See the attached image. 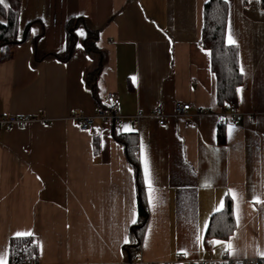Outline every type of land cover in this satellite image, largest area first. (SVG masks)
I'll list each match as a JSON object with an SVG mask.
<instances>
[{
    "label": "crops",
    "instance_id": "1",
    "mask_svg": "<svg viewBox=\"0 0 264 264\" xmlns=\"http://www.w3.org/2000/svg\"><path fill=\"white\" fill-rule=\"evenodd\" d=\"M225 1L226 42L238 49L244 79L235 108L219 106L202 45L208 0H22L18 38L30 25L29 38L0 62V116L45 122L0 134V258L7 264L12 242L24 237L38 239L40 264L131 262L136 173L112 123L96 120L83 131L72 120L93 116L112 93L124 117L120 134L138 139L149 216L136 256L146 264L264 259V9L260 0ZM71 20L77 42L70 56ZM92 34L98 52L86 50ZM159 102L166 126L151 116ZM176 103L191 104L187 120L173 117ZM233 112L237 123L222 125L221 114ZM228 196L236 229L226 240H207Z\"/></svg>",
    "mask_w": 264,
    "mask_h": 264
},
{
    "label": "trees",
    "instance_id": "2",
    "mask_svg": "<svg viewBox=\"0 0 264 264\" xmlns=\"http://www.w3.org/2000/svg\"><path fill=\"white\" fill-rule=\"evenodd\" d=\"M261 6L264 9V0ZM247 4L248 0H243ZM22 9V0H10L7 8L0 4V13L4 16L6 23H0V62L10 60L13 56L14 46L25 42L29 38V27L22 39L18 38L19 18ZM228 22V6L225 0H208L204 5V24L202 29V45L204 49L211 53V69L216 75L218 90L217 100L220 107H236L238 103L239 90L244 83L243 75L240 71L239 52L236 46L226 42V28ZM73 20L68 23V52L71 56L77 42L76 35L71 32ZM97 35L92 34L85 41L88 52H98L96 47ZM101 69H98L90 78V86L96 91L97 78ZM224 127L218 133L219 145L226 143ZM116 139L124 145L126 156L136 173L137 188L139 193L138 219L130 228V241L126 249L133 261L139 253L146 225L148 222V211L143 198L141 184L139 152L137 134H117ZM98 149V139L95 138V151ZM233 200L228 196L224 209L212 216L208 228L206 239L226 240L236 229L234 219ZM258 264H264V259H259Z\"/></svg>",
    "mask_w": 264,
    "mask_h": 264
},
{
    "label": "built area",
    "instance_id": "3",
    "mask_svg": "<svg viewBox=\"0 0 264 264\" xmlns=\"http://www.w3.org/2000/svg\"><path fill=\"white\" fill-rule=\"evenodd\" d=\"M191 109L190 103H176L174 107L173 117L187 120ZM226 121L223 124H236L238 121V113L221 114ZM160 126H166L168 115L165 113L163 102H159L151 113ZM144 117L142 112H139L137 119ZM72 120L83 130L90 131L93 129L96 120L103 122H110L114 126L117 134H120L123 128L124 117L120 114V100L116 94H109L106 97V102L97 108L93 116H86L83 114H74ZM36 122H45V119L36 118L33 116H14L1 115L0 116V134L4 130L13 128H27ZM257 258H246L242 264H258ZM8 264H40V244L35 237H24L16 239L12 242L10 248V258ZM129 264H146L141 256H136L134 261ZM148 264H170V263H148ZM197 264H216L215 261H199Z\"/></svg>",
    "mask_w": 264,
    "mask_h": 264
},
{
    "label": "snow or ice",
    "instance_id": "4",
    "mask_svg": "<svg viewBox=\"0 0 264 264\" xmlns=\"http://www.w3.org/2000/svg\"><path fill=\"white\" fill-rule=\"evenodd\" d=\"M0 4H4V7L7 8L8 5L4 3V0H0ZM80 35H83V32L80 33ZM229 43L233 44L235 43L231 36L229 35L228 37ZM229 133L231 134V129L229 130ZM145 181L148 184V188H149V198H150V202H151V191H152V185H151V180H150V174H149V170H148V166L147 163H145ZM235 198V197H234ZM221 207H223V205H221ZM133 223H135V219H133L132 221ZM18 236H24V235H31V233H17ZM214 243H221L220 241H214ZM229 249H231V244L228 245ZM0 264H7L6 260H4L3 258H0Z\"/></svg>",
    "mask_w": 264,
    "mask_h": 264
}]
</instances>
